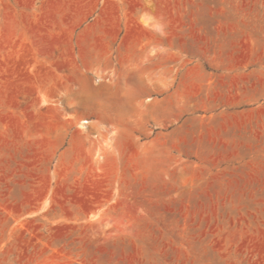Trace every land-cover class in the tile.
Returning <instances> with one entry per match:
<instances>
[{"label":"rangeland","instance_id":"1","mask_svg":"<svg viewBox=\"0 0 264 264\" xmlns=\"http://www.w3.org/2000/svg\"><path fill=\"white\" fill-rule=\"evenodd\" d=\"M0 264H264V0H0Z\"/></svg>","mask_w":264,"mask_h":264},{"label":"bare ground","instance_id":"2","mask_svg":"<svg viewBox=\"0 0 264 264\" xmlns=\"http://www.w3.org/2000/svg\"><path fill=\"white\" fill-rule=\"evenodd\" d=\"M86 122L85 121H83V122H81V123H79V127L82 129V130H84V129H86Z\"/></svg>","mask_w":264,"mask_h":264}]
</instances>
